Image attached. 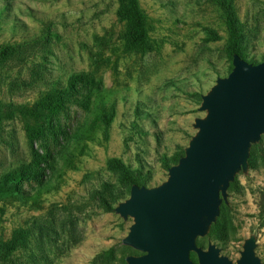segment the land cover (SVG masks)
I'll use <instances>...</instances> for the list:
<instances>
[{"label": "rangeland", "instance_id": "374dc122", "mask_svg": "<svg viewBox=\"0 0 264 264\" xmlns=\"http://www.w3.org/2000/svg\"><path fill=\"white\" fill-rule=\"evenodd\" d=\"M138 5L144 46L128 44L119 0H0V264L140 254L121 242L131 217L109 209L130 193L111 160L145 186L167 178L204 115L201 95L232 68L228 13L239 52L264 59V0ZM251 150L219 212L221 238L197 240L234 261L251 233L264 250V134Z\"/></svg>", "mask_w": 264, "mask_h": 264}, {"label": "water", "instance_id": "95a60500", "mask_svg": "<svg viewBox=\"0 0 264 264\" xmlns=\"http://www.w3.org/2000/svg\"><path fill=\"white\" fill-rule=\"evenodd\" d=\"M199 110L204 115L195 117V132L167 178L155 186L132 184L114 207L123 220L132 219L122 244L140 252L126 255V264H264L254 233L235 261L215 243H197L228 202L230 182L248 172L250 148L264 134V59L250 63L233 53L230 72L201 95Z\"/></svg>", "mask_w": 264, "mask_h": 264}, {"label": "trees", "instance_id": "16d2710c", "mask_svg": "<svg viewBox=\"0 0 264 264\" xmlns=\"http://www.w3.org/2000/svg\"><path fill=\"white\" fill-rule=\"evenodd\" d=\"M119 3H120V8H119L120 17L122 19H126L127 21L131 22V27L129 29L128 38H127L128 44L132 46L146 45V40H147L146 14L139 7L138 0H119ZM226 22H227V28H228V33H229V47H230L231 55L233 53H237L244 60L250 63H256V62H253L252 60L251 61L247 60L244 57V55L239 52L238 50L239 35H238L237 28L234 25V21L230 13L227 14ZM52 107H55L54 109H56L58 106L56 105ZM183 154H184V149L175 159L174 163H176L179 157L182 156ZM111 162L116 167L122 169L120 179L130 184V187L132 184L144 185L143 182H141L140 180H136V178L132 174L124 170L122 163H120L119 161L115 159L111 160ZM248 163H249V166H252V150L249 153ZM234 183H235V178L232 182H230L229 187H232ZM261 203H262L261 204L262 210L264 212V194L262 195ZM226 208H228V204L223 201L220 205V211ZM109 209L113 210L114 208L110 207ZM221 228H222V224L218 216L217 220L214 223H212L207 236L213 237L215 239H220L222 236ZM14 236H15V239H18V238H22L24 234L21 231H17ZM2 249H4V246L0 244V250ZM192 254L194 253H191V257H192ZM261 259L264 263V250H263Z\"/></svg>", "mask_w": 264, "mask_h": 264}]
</instances>
